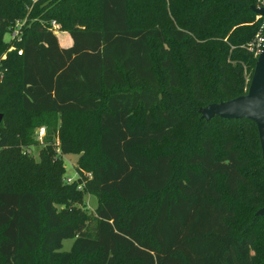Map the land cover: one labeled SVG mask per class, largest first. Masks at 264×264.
Instances as JSON below:
<instances>
[{
	"label": "trees",
	"instance_id": "trees-1",
	"mask_svg": "<svg viewBox=\"0 0 264 264\" xmlns=\"http://www.w3.org/2000/svg\"><path fill=\"white\" fill-rule=\"evenodd\" d=\"M262 5L0 0V54L15 46L0 114L18 82L21 109L47 114L60 154H79L78 181L62 184L59 160L46 170L44 150L41 161L20 153L0 121V264H264L256 124L198 112L246 93L264 33L251 6ZM24 19L21 40H5ZM52 19L70 47L59 45ZM70 116L80 120L64 133ZM162 143L177 145L149 150ZM85 193L98 201L89 230L84 212L71 218L72 208L55 206ZM64 239L73 243L60 251Z\"/></svg>",
	"mask_w": 264,
	"mask_h": 264
},
{
	"label": "rangeland",
	"instance_id": "rangeland-1",
	"mask_svg": "<svg viewBox=\"0 0 264 264\" xmlns=\"http://www.w3.org/2000/svg\"><path fill=\"white\" fill-rule=\"evenodd\" d=\"M259 17V16H258ZM60 24V23H59ZM64 28V27H63ZM61 28L59 30H64ZM58 30V31H59ZM61 33L58 34V38L62 40V35ZM5 40L9 39V33H6L4 36ZM17 81V79L15 80ZM4 102L6 103V109H9V112L5 113V117L1 118V123L4 125L6 123L9 124V126H12L13 128L11 129V133L14 134V143L12 145H15L20 153H26L28 156L32 157L35 161H41L42 156L40 155L41 150H44L47 155V164L45 166L46 170H49V164L55 163V160H59L58 163L60 162V165H62V176L60 178V181L62 184H71L75 181H78V175L75 170L77 166V158L79 156L78 153H72L68 155H61L59 152L58 145L60 143L59 140V135L60 131H50L48 129V125L45 123L48 115L47 114H31V113H25L21 109V91L20 87L18 85V82L13 83L12 88L9 90V92L6 94V97L4 99ZM206 106V105H205ZM204 107V106H202ZM202 107H199L202 108ZM198 109V112H199ZM200 113V112H199ZM201 115V114H200ZM40 121L38 125H35L34 122ZM68 123L66 124L65 122L61 125H63L64 133H66L68 130H71L72 127L69 126L71 124L72 126L76 125V120H80L78 117L70 116L68 117ZM60 117H58V125H60ZM22 126L23 127V134L26 139H28V142H23L21 138V133L17 132V127ZM39 127H44L45 128V135L42 138V140H39L36 138V132ZM61 130V129H60ZM48 144L52 145V149H48ZM175 144H168V143H162L161 145H152L149 150H158L162 149L165 147H176ZM55 164V165H58ZM79 185H77V189L79 188ZM82 200L79 201L77 199H69L67 198L65 202H57L55 204L56 208L60 211L65 210L68 211L71 209L69 213H71L72 216L69 217H74L76 214L74 211H79V212H84L85 215L89 216V219L86 220L85 227L87 230L92 228L93 224V219L92 216L94 217V210L97 206V197L93 194H87L85 193L82 198ZM74 210V211H73ZM73 243V239H64L62 241V246L59 249L60 251H67L71 248Z\"/></svg>",
	"mask_w": 264,
	"mask_h": 264
},
{
	"label": "water",
	"instance_id": "water-1",
	"mask_svg": "<svg viewBox=\"0 0 264 264\" xmlns=\"http://www.w3.org/2000/svg\"><path fill=\"white\" fill-rule=\"evenodd\" d=\"M251 9L264 21V5L251 6ZM199 112L205 119L219 116L225 119L246 118L253 121L257 127L264 161V41L246 93L226 101L210 103L200 108ZM1 118L0 114V120ZM256 215H264V206L256 211Z\"/></svg>",
	"mask_w": 264,
	"mask_h": 264
},
{
	"label": "built area",
	"instance_id": "built-area-1",
	"mask_svg": "<svg viewBox=\"0 0 264 264\" xmlns=\"http://www.w3.org/2000/svg\"><path fill=\"white\" fill-rule=\"evenodd\" d=\"M35 1V0H33ZM25 23V19L24 20H17L16 23L10 28L9 30V39L7 41L12 42V41H20L21 40V35H22V26ZM49 29H51L54 34L60 29V24L52 19L50 21L49 24ZM263 41H264V33L263 35H259L257 34V39H256V43H255V48H256V52L259 53L261 50V47L263 45ZM15 46L13 45V43H10V46L8 47L7 51L3 52L0 54V79H2V77L4 76L5 71L7 70L6 67V60H7V52L14 50ZM17 53L20 55L22 53L21 49L17 50ZM45 128L44 127H39V129H37L36 132V138L39 140H42V138L45 135Z\"/></svg>",
	"mask_w": 264,
	"mask_h": 264
},
{
	"label": "crops",
	"instance_id": "crops-1",
	"mask_svg": "<svg viewBox=\"0 0 264 264\" xmlns=\"http://www.w3.org/2000/svg\"><path fill=\"white\" fill-rule=\"evenodd\" d=\"M61 33L62 35V40L58 38V34ZM58 39V43L62 47H70L72 45V39L67 31L59 30L55 33Z\"/></svg>",
	"mask_w": 264,
	"mask_h": 264
}]
</instances>
